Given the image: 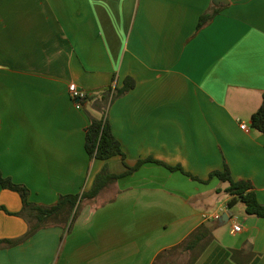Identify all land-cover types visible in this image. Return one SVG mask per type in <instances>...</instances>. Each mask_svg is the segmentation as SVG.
<instances>
[{"label":"crops","instance_id":"obj_1","mask_svg":"<svg viewBox=\"0 0 264 264\" xmlns=\"http://www.w3.org/2000/svg\"><path fill=\"white\" fill-rule=\"evenodd\" d=\"M127 77L135 88L107 108L125 162L183 172L144 163L83 201L72 226L1 244L0 264H153L203 224L214 240L195 264L245 263L250 253L249 264H264V218L229 207L227 186L209 177L228 164L264 205V133L251 124L264 95V0H0L3 174L52 206L88 191L104 166L126 172L121 156L91 158L85 131L102 114L94 101ZM71 83L95 98L77 109ZM0 207L17 213L21 197L0 184ZM28 229L0 210L1 241Z\"/></svg>","mask_w":264,"mask_h":264},{"label":"trees","instance_id":"obj_2","mask_svg":"<svg viewBox=\"0 0 264 264\" xmlns=\"http://www.w3.org/2000/svg\"><path fill=\"white\" fill-rule=\"evenodd\" d=\"M219 12L214 9L210 13H205L200 17L197 30L205 27ZM136 81L132 77H127L121 87H115L103 92L101 97L94 101V107L101 111V117H91L90 124L85 131V150L87 154L93 158L107 161L115 156H121L127 170L123 174L111 173L108 166H104L95 178L92 187L88 191L81 194L61 195L55 205L44 206L35 204L30 201V191L24 184L15 182L11 177L5 176L0 169V184L4 189L14 191L19 194L22 201V210L17 213H10L4 207L8 214H13L26 219L29 223V229L25 235L15 240H0V245L7 243L8 245H17L31 238L38 230L50 225H69L72 226L76 220L80 206L83 201L93 199L110 183L119 178L129 175L138 170L146 162H156L168 167L170 170H182L178 165L171 167L160 161L150 158L140 160L135 166H129L125 162V153L122 149L120 141L114 136L108 119L107 108L117 98L125 95L134 89ZM95 97L88 95L81 102L85 104ZM252 126L260 132L264 133V95L260 108L252 115ZM210 179L218 178L221 182L228 183L225 192L230 197L229 207H234L238 203H243L245 211L248 215L264 218V205L257 198L253 184L246 180H235L232 177L228 164H225L223 170L212 171L209 175ZM214 225L203 224L191 233L185 241L161 252L155 259L153 264H176L174 257L186 256L187 260L183 264H195L201 257L203 252L213 242ZM245 252V250L233 251V261L239 263L236 258L237 253ZM253 253L248 255L245 263L249 264L252 260Z\"/></svg>","mask_w":264,"mask_h":264},{"label":"built area","instance_id":"obj_3","mask_svg":"<svg viewBox=\"0 0 264 264\" xmlns=\"http://www.w3.org/2000/svg\"><path fill=\"white\" fill-rule=\"evenodd\" d=\"M69 97L74 101L77 109L82 108V100L88 97L89 93L83 89H81L76 83H71L68 87ZM241 129L245 131H249V128L246 124H241ZM241 227L239 225L234 226V231H240Z\"/></svg>","mask_w":264,"mask_h":264},{"label":"rangeland","instance_id":"obj_4","mask_svg":"<svg viewBox=\"0 0 264 264\" xmlns=\"http://www.w3.org/2000/svg\"><path fill=\"white\" fill-rule=\"evenodd\" d=\"M226 186H228L227 183H225ZM240 207H243V204H240V206L236 207V209H234V211H236V213L239 211ZM176 264H183V262H185L187 260L186 256H178V257H174Z\"/></svg>","mask_w":264,"mask_h":264},{"label":"water","instance_id":"obj_5","mask_svg":"<svg viewBox=\"0 0 264 264\" xmlns=\"http://www.w3.org/2000/svg\"><path fill=\"white\" fill-rule=\"evenodd\" d=\"M215 5H219L221 3H228V0H214Z\"/></svg>","mask_w":264,"mask_h":264}]
</instances>
